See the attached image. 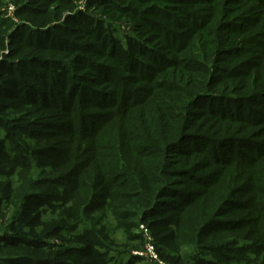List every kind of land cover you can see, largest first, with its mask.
Wrapping results in <instances>:
<instances>
[{"label":"trees","instance_id":"1","mask_svg":"<svg viewBox=\"0 0 264 264\" xmlns=\"http://www.w3.org/2000/svg\"><path fill=\"white\" fill-rule=\"evenodd\" d=\"M10 2L18 23L0 4V264H136L128 244L144 246L140 225L167 264H209L198 251L264 264V197H250L264 149L224 155L232 124L264 123V0ZM105 21L136 38L123 45ZM96 106V118L85 112ZM222 121L223 137L202 132ZM214 167L242 170L235 187L223 177L242 202L223 204ZM217 234L231 237L224 252L204 249Z\"/></svg>","mask_w":264,"mask_h":264},{"label":"rangeland","instance_id":"2","mask_svg":"<svg viewBox=\"0 0 264 264\" xmlns=\"http://www.w3.org/2000/svg\"><path fill=\"white\" fill-rule=\"evenodd\" d=\"M0 4L2 7L1 11L4 14V17L9 19L7 12H6V6L3 5L2 3H0ZM14 22H17V21H14ZM105 23H107V24L110 23V25L114 29V37L118 38L123 43V45H125V43H126L125 38H127V37L136 38L134 32L132 31V28L129 27L125 23L114 22V21H105ZM127 75H129V74H127ZM122 76L126 77L125 75H122ZM83 104H84V102L82 103V105ZM198 105H199L198 110H201V113H202L201 114L202 119L200 120V123H203V120L209 119L211 117V115L209 114L208 111H206V109L204 110V109L200 108V106H201L200 103ZM103 111L104 110L101 108H98V106H96L95 109H94V107L93 108H85V112L87 114L91 115L93 118H96L97 116L101 115L100 113H102ZM222 122L220 124H216V125L207 124L204 128L201 126V129L203 130L202 132H204L205 135H207L208 137H211V138H213L214 135H217V137H223L224 136L223 133L227 132L226 129L229 127L228 126L229 124H227L226 122H223V123ZM232 125H233L234 129L231 131L230 136L236 140L234 141L233 144H229V146L226 147V149L224 150V153H225L224 155H227V156L234 155L235 156L236 154L241 152L244 154H248V156L251 157V156H255L253 151L256 152V151H259L261 149H264V123L262 125H258V126H255V125L254 126L253 125L244 126L243 124H236V125L232 124ZM183 145H184V147H189L190 142L185 141ZM233 146H234V150L229 153L227 149L229 147L231 148ZM199 149H201V148H199ZM199 157H201V156H199ZM240 163L241 162H236V164H240ZM258 163L259 162H257L254 165V169H253V170H256V173H255V176L252 178V180H253L252 183L254 186L252 188L253 191H252L250 197H255L256 190H259V192L257 193V196L264 197V193L261 192L262 190L264 191V158L262 159V161L259 164ZM241 166H242V164H241ZM214 169H217L221 175L220 178L217 180L216 184L214 185V188L218 189L219 191H222L224 193L223 204L225 203L226 199H228V198H230L231 200H234V201L238 200V201L242 202L243 200H241V198L234 191L229 189V186L227 185V183L223 181L224 175L227 174L228 178L230 179V181H232V183L235 187L233 179L235 181H237V183H240V179L242 177V170L240 168L234 170V167L231 169H225V170H223L222 167H217V168L214 167ZM200 175H202V174L195 175V178L201 177ZM226 207L232 208L233 206H232V204H229ZM239 214L244 216L247 214V212L236 211L234 215L236 217H238ZM227 216H229V215H227ZM223 217H226V216H223ZM222 219L223 218H221L219 220L222 221ZM112 227H114V225ZM251 228H253L252 225L246 227L243 230V232H241L242 235H240V237L242 236V238H243V237L247 236V232L249 233L250 232L249 230H251ZM4 230H5V221L0 219V235L4 233ZM137 233H138V230H137ZM220 236H221L220 234H217L216 236H214L217 239L214 242L215 244L210 243V240H209L207 243L204 244L203 248L210 250L211 247H215L217 245L218 248L215 251L224 252V251H222L223 246H219L218 243H220V242L225 243L226 240L231 241L230 240L231 237L229 238L228 236L224 235L223 236L224 238H221ZM232 237L237 238V237H239V235L234 234V236H232ZM125 244L127 245V243H125ZM128 245H129L130 255L140 257V260H138L136 262V264H155V262L152 261L148 255L147 256L145 255V252H144L145 250H143V247H144L143 244H142V247H140L139 249L134 248L135 243H131ZM230 247L232 249L238 248V246H235V247L230 246ZM200 253H201V251H198L197 253H195V258H197V259L202 258L203 260H205L206 263H209V264H224L220 260V258L217 256V254H215V253H210L209 251H206V252H204V256H202ZM190 255L194 256L191 253H190ZM116 259L118 261L125 262L126 256H125V254H124V256L122 254L121 256H118ZM226 264H229V263H226Z\"/></svg>","mask_w":264,"mask_h":264},{"label":"built area","instance_id":"3","mask_svg":"<svg viewBox=\"0 0 264 264\" xmlns=\"http://www.w3.org/2000/svg\"><path fill=\"white\" fill-rule=\"evenodd\" d=\"M3 2V4L6 6V12L9 18H11L13 21H16L14 18V12H15V7L14 5L10 2V0H0ZM139 230L142 233L143 241H144V247L143 250H145V255L149 256V258L155 262V264H167L166 262H163L159 259L157 252L155 250V246L153 244V239L151 237V234L149 231L143 226H139Z\"/></svg>","mask_w":264,"mask_h":264}]
</instances>
